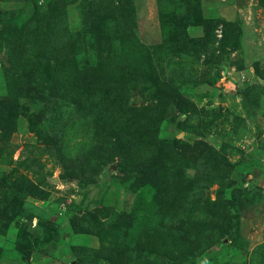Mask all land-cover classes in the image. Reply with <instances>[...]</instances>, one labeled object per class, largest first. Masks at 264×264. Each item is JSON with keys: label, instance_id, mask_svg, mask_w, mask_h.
I'll list each match as a JSON object with an SVG mask.
<instances>
[{"label": "rangeland", "instance_id": "1", "mask_svg": "<svg viewBox=\"0 0 264 264\" xmlns=\"http://www.w3.org/2000/svg\"><path fill=\"white\" fill-rule=\"evenodd\" d=\"M0 264H264V0H0Z\"/></svg>", "mask_w": 264, "mask_h": 264}]
</instances>
